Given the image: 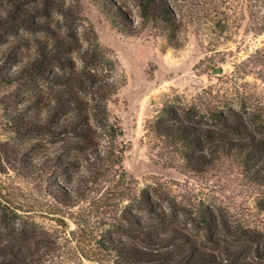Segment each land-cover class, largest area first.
<instances>
[{"label": "rangeland", "instance_id": "374dc122", "mask_svg": "<svg viewBox=\"0 0 264 264\" xmlns=\"http://www.w3.org/2000/svg\"><path fill=\"white\" fill-rule=\"evenodd\" d=\"M168 1L180 18L172 38L163 24L143 18L138 0H113L134 23L133 34L115 23L105 7L109 0H42L44 14L34 19L40 26H19L0 39L3 59L9 53L17 60L36 58L41 44L53 47L58 39L74 45L65 54L71 62H50L66 84L20 77V62L5 67L4 74H15L0 83V264H7L4 248L15 237L43 253L51 244L57 250L46 255L48 264H99L81 256L80 240L111 234L132 241L129 212L150 217L144 193L171 224L218 258L225 257L221 251L230 243L249 244L251 257L259 251L264 261V152L246 161L234 154L213 155L209 148V165L192 170L176 146L152 130L158 120L218 128L209 111L217 107L242 116L264 137V35L248 31L245 0L224 1L230 28L220 34L211 23L222 15L210 4ZM255 53L251 58L257 63L247 74L235 72L237 60ZM219 66L223 71L214 73ZM91 77L97 83L116 80L119 87L105 99L76 85L78 78L89 83ZM7 78H16L17 86ZM59 90L75 95L61 121L77 124L83 134L50 128L48 107L56 104ZM31 102L43 125L21 123L11 115L13 105L24 108ZM94 149L114 161L121 157V166L107 162L103 176H92L85 157ZM58 158L76 163L57 166ZM54 183L71 199L55 198ZM114 185L124 194L106 204L102 198ZM9 199L20 208L11 210ZM204 216L216 230L212 237Z\"/></svg>", "mask_w": 264, "mask_h": 264}, {"label": "trees", "instance_id": "16d2710c", "mask_svg": "<svg viewBox=\"0 0 264 264\" xmlns=\"http://www.w3.org/2000/svg\"><path fill=\"white\" fill-rule=\"evenodd\" d=\"M41 1L0 0V39L19 26L29 24L40 26L42 23L34 19L36 16L44 14L43 6L40 5ZM109 1L111 4H106L105 7L114 18L115 23H118L123 31L133 34L134 23H132L128 13L113 0ZM224 1L209 0L205 2L201 0L202 3L210 4V7H213V11L217 15H222L220 17L215 16L211 23L217 34L226 32L230 28L228 26L230 19L225 16L226 11L223 9ZM44 3L46 4L45 1ZM138 5L144 19L151 22H160L171 38L175 36V29L180 23V18L168 0H138ZM244 10L247 13L250 24L248 31L251 30L256 35H264V0H245ZM56 41L53 47L41 44L39 56L36 58L28 57L25 60H17V56L13 55V53H9L5 59L0 57V83H2L1 80H4L6 75L15 74L11 73V71H6L4 74L5 67L12 65V63L20 62V77H48L55 80L56 84H66V78L54 71L50 66V62H71V58L65 54L71 52L74 45L63 39ZM82 54L85 56L87 51ZM255 56L256 53L251 54L246 59L237 60L234 64L235 72L240 75L247 74L249 72L248 68L257 63L252 62L251 57ZM7 80L9 84L16 83V86L18 84L16 78H7ZM76 85L78 87L82 86L87 90H93L94 93H98L105 99H110L119 87L116 80L97 83L94 77H91L89 83H84L78 78ZM55 98H57L56 104L48 107L53 112L48 117L50 128L54 127L61 133L76 131L83 134L78 129L77 124L73 122L71 125L65 124L60 119L62 114L66 113L69 102L75 100L74 93L59 90L55 94ZM10 111L13 118L21 123L34 126L43 125V118L40 113L36 112L34 102L26 104L24 108H21L20 105H13ZM167 111L168 109L166 108ZM209 111L213 118L219 121L218 128H204L197 124L182 121L158 120L152 130L174 144L176 146L175 150L180 153L181 158L185 160L188 167L192 170H200L204 166L209 165L212 160L209 156L210 153L226 156L234 154L239 155L246 161H256L258 157L256 154L264 152V137L257 135L251 123L244 120L242 116L225 114L217 107L210 108ZM74 148H79L81 151L89 150V147ZM209 148L211 151L207 153ZM85 158L91 175L94 177L104 175L102 168L107 162L110 165L118 164L120 166L122 162L121 157L114 161L110 156L102 154L97 149L91 151L90 155ZM75 163L76 161L72 158L67 162L63 158H58L57 166H70ZM124 174L125 172L122 171L121 175L123 176ZM83 176L86 177V174H83ZM120 180L121 176L117 182L119 183ZM52 185L53 191H51V194L60 202L64 203L71 199V194L67 189L57 183ZM123 194L124 191L121 187L114 185L105 191L102 200L104 203L110 204L121 198ZM143 197H145L144 202L146 201L149 205L150 217L144 219L137 213L129 212L128 234L133 238L132 241H127L120 237L116 238L111 234L96 241L93 239L89 241L86 238L80 240V235H78L76 238H79L80 242L84 244L78 249L81 256L99 264H116L117 261L115 259L118 258L132 263L143 264H264V261L261 260L263 255L259 251L253 253L251 257L252 246L249 244L235 246L230 243L221 251V254L225 257L218 258V254L215 251L208 249V247L200 246L176 225L171 224L167 216L157 209V205L150 195L144 193ZM5 202L11 205L10 207H12L11 210L13 211L20 208L11 199L5 200ZM203 219L205 223L207 222V228L212 237L216 230H212V226H209L210 224L205 220V216ZM62 222L65 221L62 220ZM138 239L144 244L137 243L138 241L136 240ZM216 242L218 243V241ZM48 245L51 247V252L57 250L53 249L51 244L48 243ZM4 250L9 256L7 264H48L45 261V257L50 250L43 253L39 249L24 245L17 237L8 239Z\"/></svg>", "mask_w": 264, "mask_h": 264}, {"label": "water", "instance_id": "95a60500", "mask_svg": "<svg viewBox=\"0 0 264 264\" xmlns=\"http://www.w3.org/2000/svg\"><path fill=\"white\" fill-rule=\"evenodd\" d=\"M222 71H223V67H221V66L213 68V72L214 73H219V72H222Z\"/></svg>", "mask_w": 264, "mask_h": 264}]
</instances>
